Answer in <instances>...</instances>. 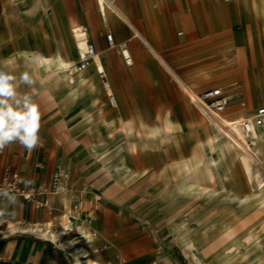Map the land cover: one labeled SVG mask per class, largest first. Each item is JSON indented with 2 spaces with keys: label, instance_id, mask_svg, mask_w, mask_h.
Here are the masks:
<instances>
[{
  "label": "rangeland",
  "instance_id": "374dc122",
  "mask_svg": "<svg viewBox=\"0 0 264 264\" xmlns=\"http://www.w3.org/2000/svg\"><path fill=\"white\" fill-rule=\"evenodd\" d=\"M43 1L44 8L37 6L35 0H6L11 6L19 5V10L26 9L33 17L38 13L40 19L47 20L46 34L49 39L46 42L41 38L38 46L0 45V67L16 75L17 79L13 83L17 94L21 96L25 91L26 94L31 93V90L39 91L37 79L33 80L32 77V63L26 57L30 49L50 53L59 43L70 54V58L77 62L81 58L71 36L70 22L87 27V39L94 44L97 53L103 54L104 65L102 71H98L94 59L84 71L75 72V76L86 73L92 83L81 87L78 95L69 102V107L72 109V117L91 115L93 120L90 124H93L90 133L95 135L94 139L98 148L103 151L102 154H117L119 150L126 154L133 172L126 173L127 169L122 168L121 174H126L130 180L137 179L145 193L142 198L130 188L122 189L127 197V206L132 209L129 212L135 215L139 229L160 237L162 242L174 246L177 251L182 250L184 254L181 257L186 264H197L183 241L178 239L183 225L177 220L173 221L178 214L187 211L192 228L189 236L198 240L208 263L264 264V199L256 201L259 196L249 191L250 184L245 181L239 164H232L227 159V178L224 181L216 179L214 182L206 178L205 165L198 169H183L179 165L182 162L189 163L191 154L197 149L204 153V149L199 147L202 140L209 152L216 151L219 146L218 139L208 136V127L202 120L204 114L191 103L179 86L183 79L197 90L223 85L229 95V103L225 109L228 114L224 112V116L228 118L234 117L233 114L238 112L234 109L242 101H246L245 107H252L246 88L239 83L241 81L230 83L228 78L218 79L225 73L224 66L232 64V60L236 59L242 65L238 62L237 49L229 46L234 42L233 34L241 25L237 22L233 27L231 9L225 17L221 16V9L230 5L231 0H221V31H217L204 19L205 15L200 8L198 11L194 7L191 14L184 13L189 9L185 1L197 4L199 0H115L136 27L146 36H151L149 39L152 42V26L159 27L163 38L162 41L159 40L161 56L152 52L134 35L127 19L115 9L108 8L105 20L98 11L96 0H59L57 11L49 0ZM207 1L208 10L214 9L216 0ZM197 12V20H194ZM214 16L215 14L212 18ZM241 21L244 26V43L248 44L252 40L251 33L248 25L242 19ZM33 25L34 23L26 22L24 26L28 30ZM121 25L127 28L126 35L123 34ZM212 25L219 27L218 23ZM231 27L232 36L228 44V31ZM109 32L115 33V46H111L107 40ZM8 39L9 36L4 31L0 42ZM125 42L128 43L126 47L134 60L131 64L126 63L120 48ZM247 47L248 45L245 48ZM229 48H232L231 51H228ZM25 71L34 81L32 84L20 79L21 73ZM171 71H175L176 77ZM86 86L88 87L84 88ZM255 89L260 98L258 104L264 103L260 96L264 92V76L255 82ZM107 93L113 95L112 102H109ZM62 95L57 94L58 97ZM86 95L92 98L90 105L86 103ZM254 108L249 110L247 116L254 112ZM125 118L136 125L139 122L142 124L143 130L134 135L139 145L138 150H131L129 147V134L124 127ZM167 121H170L169 125H165ZM154 127H159V130L151 136L150 130ZM238 145L245 148L240 138ZM261 157L264 161V152ZM165 162L171 164V169L168 175L164 173L163 179L160 172L163 173ZM197 176L201 178L197 180ZM134 224L132 220L127 222L129 231L133 230ZM201 227H205L202 234ZM253 229H256V235L249 234ZM98 236V233L91 234V239ZM131 237L130 235L129 240ZM67 238L76 239L68 235ZM235 240L238 242H234ZM83 243L85 242L78 245L83 250H91L92 257L93 249ZM142 245L144 249L149 246L147 241Z\"/></svg>",
  "mask_w": 264,
  "mask_h": 264
},
{
  "label": "crops",
  "instance_id": "0c3cea01",
  "mask_svg": "<svg viewBox=\"0 0 264 264\" xmlns=\"http://www.w3.org/2000/svg\"><path fill=\"white\" fill-rule=\"evenodd\" d=\"M49 2L57 11L59 0H49ZM185 5H188L189 9L185 7L186 12L184 13L191 14L194 7L198 11L200 8L205 15L204 19L208 20L217 31H221L222 21L219 14L222 7L221 0H216L214 9L211 10H208L207 0H199L197 4H189L185 1ZM20 8L19 5L11 6L6 0H0V37H3L4 31L9 36L8 41H1L0 45L38 46L41 38L46 42L49 39L46 34L47 20L40 19L38 13L33 17L26 9L19 10ZM230 9L232 10L233 27L237 25V22L241 26L233 34L234 42L229 46L237 49L238 62H244L245 65H239L236 59L232 60V64L228 63L224 66L225 73L218 79L228 78L230 83L242 82L239 83L246 88V94L252 107H245L246 101H242L244 104L241 102V105L236 106L234 110L247 116L250 109L255 107V112L257 107L264 105V103L258 104L260 98L255 89V82L264 76V0H231ZM210 13L215 14V18H212L213 15ZM197 15L198 12L194 14V20H197ZM241 19L248 25L251 33L252 40L248 41V44L244 43V26ZM26 22L34 23V25L26 30L24 26ZM212 23H218L219 27L213 26ZM121 27L123 34L126 35L127 28L124 25ZM233 27L228 31L230 38L228 44ZM113 35L115 37V33ZM55 41L58 43L57 39ZM247 45L248 47L245 48ZM231 49L229 48L228 51ZM95 50L97 52L96 48ZM93 62L94 60H91L89 66ZM183 80L188 83L187 80ZM218 86L224 88L223 85ZM195 90L203 91L204 89ZM48 91L51 92L50 90L42 91L39 88V91L31 90V93L27 94V97L38 106L40 118L38 134L43 146L28 151L17 143L9 144L0 154V176L6 168L18 167L25 175L32 178L36 186H42L50 183L52 174L58 165L66 167L69 170L68 182L71 189L77 191L83 199L82 212L79 217L82 219L84 230L88 232L85 238L88 241L81 242H85L83 244L93 249L92 257L96 258L100 264L104 262L106 264H186L181 257V254H184L181 249L177 251L174 246L162 242L160 237H154L152 233L139 229L135 215L129 212H132V209L127 206V197L122 193V189L127 188L121 184H126L122 180V169L117 171L115 176H110L98 159L100 154L93 151L96 149L100 152L101 149L97 146L95 135L90 133V127L93 124H90L93 120L91 115L84 114L83 118L72 117V109L69 107L72 99L65 98L64 87L53 89L52 96L47 93ZM56 91L57 94L62 93L63 95L58 97L57 94L55 95ZM25 94L26 91L21 96L17 94L10 102L15 104L16 100H20L22 107ZM260 94L264 102V92ZM107 96L109 98V93ZM86 97V103L90 105L92 98L88 95ZM109 102H111L110 99ZM224 112L225 110L222 116ZM246 134L248 140L252 138L250 133ZM68 194V207L60 194L52 193L41 195L48 200L49 207L37 208L33 202L22 198H17L15 203L0 204V207H7L9 211L6 215L0 211V264H5L7 261L28 264H76L73 255L65 245H59L29 231L17 230L10 234L3 233L7 220L22 226H29L34 222L47 225L51 220L60 226L64 219V211L68 212L73 203L71 193ZM130 220L135 224L132 225L133 230L129 231L127 222ZM71 224L74 231L67 235L74 238L79 234L77 219H73ZM97 233L99 236L91 239V234ZM130 235L131 240H129ZM144 241H147L149 245L147 249L143 248ZM88 251L92 254L91 250Z\"/></svg>",
  "mask_w": 264,
  "mask_h": 264
},
{
  "label": "bare ground",
  "instance_id": "6f19581e",
  "mask_svg": "<svg viewBox=\"0 0 264 264\" xmlns=\"http://www.w3.org/2000/svg\"><path fill=\"white\" fill-rule=\"evenodd\" d=\"M16 1V0H13ZM155 3V2H154ZM260 3V2H259ZM29 4V3H28ZM35 4L39 7H45V3L43 0H35ZM96 5L98 11L105 17H107V12H109V7L115 9L119 14H121L124 18L127 19L128 23L134 30V35L138 36L148 47L152 50L156 55L161 56L159 50V40H163L162 33L159 30L158 26H152L153 28V40L152 42L149 39V36L143 34L134 24L132 19L121 9V7L116 3H111L109 0H96ZM48 6V5H47ZM235 6V5H234ZM233 6V7H234ZM223 7V6H222ZM261 7V6H260ZM47 9V8H46ZM230 12V5H226L225 8L221 9V16L225 17L226 14ZM264 14V11H263ZM83 26V27H82ZM78 26L74 22H70V31L71 36L75 45V49L81 59L88 58V29L84 25ZM168 33V32H167ZM151 37V36H150ZM51 43V42H50ZM119 44V43H118ZM49 45V43H48ZM116 43L114 42L115 46ZM128 45L125 42L124 45H120V48L123 53V57L126 59V63H133L134 60L131 56L129 49L126 47ZM109 52H105V54ZM26 57L32 63L33 72L32 77L33 80L37 79L38 87L45 90H50L51 94L53 89L56 87H64L65 90V98L73 99L78 95L81 87L84 85H91L92 80L86 73H79L78 76H75V72L77 71V62L74 59L70 58V54L64 51L59 44L53 49L50 53H44L38 49H30L26 53ZM103 54H99L94 52L91 60L95 59V65L98 71H102L104 65ZM107 57V56H106ZM76 63V65H75ZM243 66L244 62H240ZM172 72V71H171ZM175 76V71L172 72ZM49 92V91H48ZM50 94V95H51ZM52 96V95H51ZM112 97V96H111ZM113 99V98H112ZM112 99L110 100L112 102ZM58 105H60L58 103ZM202 114L206 117L204 123L208 127L209 137H214L218 139L219 146L216 151L209 152L204 146L203 140L200 142L199 147L204 149V153L200 152L198 149L195 150L191 156L189 163H180V168L186 169H198L205 165L206 178L209 181H216L219 179L224 181L227 176V168L225 162L227 159L230 163L237 162L242 170L243 176L247 184H250L249 191L253 194L257 193L256 201H260L264 199V161L261 157V153L264 152V128L261 126L251 125L248 130L242 128L239 125V121L243 118H250L254 113L250 116H244L242 112H236L233 114L234 117L228 118L226 116H222L223 112H216L214 110H209L205 106L198 105L197 106ZM100 112V111H99ZM225 113L228 114V110H225ZM124 127L129 134V147L130 149H139V145L136 142L135 134L140 133L143 128L140 122L136 125L134 122L129 120V118L124 119ZM122 122V121H121ZM170 121H167L165 125H169ZM212 126L213 128H211ZM159 130V127H154L150 130V135L156 134ZM120 131V130H119ZM118 133V132H117ZM250 133L252 135V141L254 144L250 142L251 139H247V134ZM242 139V144L245 148H241L238 145V139ZM120 147V146H119ZM123 147V146H122ZM98 149V148H97ZM94 153L100 154L98 156L99 161L105 167V169L110 173V176H115V173L122 168H126V173L133 172L128 163L126 154L122 150H119L117 154H102L101 150L98 152L96 149L93 150ZM171 169V164L169 162H165L162 167V172H160V176L164 179V173L169 174ZM178 173V171H177ZM263 174V175H262ZM159 175V173H158ZM133 176V175H132ZM199 180L201 177H195ZM122 180L126 183L127 188H130L140 197L144 198L145 193L143 189L139 186L137 179H128V176L123 175ZM229 190V189H228ZM61 198L65 202L66 207H68L67 199L69 194L66 190L60 193ZM67 210L64 211V219L62 220L60 226L56 224L55 221H49L47 225H43L37 222L30 224L29 226H22L14 221L7 220V224L3 229L4 234H10L17 230L29 231L32 233H36L57 243L59 245H65L70 250L71 255H73L76 264H100L99 261L92 258L90 256V251L83 250L78 244L81 241H84L87 238L88 232L84 230V226L82 225V219L78 216L75 219L78 221L79 234L75 240H70L67 238V234L69 229L72 227L71 221L73 218H70ZM85 220V219H84ZM177 220L179 223L183 225L182 234L179 236V240H182L186 248L192 257L196 259L197 264H210L204 258L201 247L199 245L198 240L190 237L189 234L192 231L189 223V214L187 211H183L178 214L177 217L173 219V221ZM201 233L205 230V227L200 228ZM90 231V230H89ZM256 229L250 230V235H256ZM70 234V233H69ZM202 240V239H201ZM234 242H238L235 240ZM241 240L239 241V243ZM242 252V250H241ZM194 259V260H195Z\"/></svg>",
  "mask_w": 264,
  "mask_h": 264
},
{
  "label": "built area",
  "instance_id": "2783aa9c",
  "mask_svg": "<svg viewBox=\"0 0 264 264\" xmlns=\"http://www.w3.org/2000/svg\"><path fill=\"white\" fill-rule=\"evenodd\" d=\"M111 3H115V0H109ZM107 40L111 46L114 45V35L112 32L107 33ZM95 52V46L92 42L89 41L88 44V58L80 59L77 62V71L83 70L89 64L90 58ZM179 83V82H178ZM179 86L182 88L183 92L189 97L192 104L196 107L198 105L205 106L209 110H214L216 112H223L229 103V95L225 92L222 86H215L204 89L203 91H196L192 86H190L185 81L182 84L179 83ZM112 94L109 95L111 100L113 97ZM244 104V102H242ZM261 126L264 128V105H261L256 108L252 120L250 118H243L239 121V125L248 130L251 125ZM252 144L254 141L250 140ZM7 147V146H6ZM4 148V150L6 149ZM4 150L1 153L4 152ZM69 179V170L61 165H58L55 171L52 174V178L49 184L42 186H36L33 183L25 184L23 181L29 180L33 181L31 177L25 175L18 167L6 168L2 176H0V191L3 192H13L17 198H22L25 201L33 202L35 207L46 206L49 207L48 200L41 195L47 193L60 194L64 190L68 193H71L73 199L72 206L68 210V214L71 218L75 219L82 212V203L83 199L77 191H72ZM9 202L6 195H0V204ZM50 210V209H49ZM52 211V209L50 210ZM8 209L2 211L4 215L8 214ZM74 227L72 226L68 233L73 232ZM5 264H28L17 261H7Z\"/></svg>",
  "mask_w": 264,
  "mask_h": 264
},
{
  "label": "clouds",
  "instance_id": "9594fccd",
  "mask_svg": "<svg viewBox=\"0 0 264 264\" xmlns=\"http://www.w3.org/2000/svg\"><path fill=\"white\" fill-rule=\"evenodd\" d=\"M16 79V75L0 67V152L12 143H17L28 151L43 146L38 134L40 118L36 103L29 99L27 94H25L22 107L20 100H16L15 104L10 102L13 97L17 96L16 85L13 83ZM20 79L28 84L34 82L27 71L21 73ZM23 182L33 183L29 180ZM0 195H6L10 203L16 202L13 192L0 191ZM6 208L0 207V211Z\"/></svg>",
  "mask_w": 264,
  "mask_h": 264
}]
</instances>
